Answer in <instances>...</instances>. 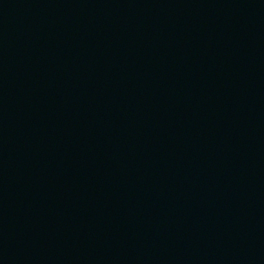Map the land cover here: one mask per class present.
Returning a JSON list of instances; mask_svg holds the SVG:
<instances>
[{
	"label": "water",
	"instance_id": "1",
	"mask_svg": "<svg viewBox=\"0 0 264 264\" xmlns=\"http://www.w3.org/2000/svg\"><path fill=\"white\" fill-rule=\"evenodd\" d=\"M0 264H264V0H0Z\"/></svg>",
	"mask_w": 264,
	"mask_h": 264
}]
</instances>
